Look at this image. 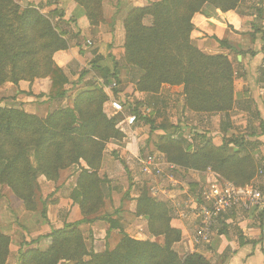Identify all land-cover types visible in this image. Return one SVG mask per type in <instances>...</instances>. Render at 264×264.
Wrapping results in <instances>:
<instances>
[{
  "label": "trees",
  "instance_id": "16d2710c",
  "mask_svg": "<svg viewBox=\"0 0 264 264\" xmlns=\"http://www.w3.org/2000/svg\"><path fill=\"white\" fill-rule=\"evenodd\" d=\"M56 1V8H60L61 0ZM72 1L83 9L90 26L98 27L103 23V0ZM240 1L160 0L144 8L130 9L123 21V49L126 64L142 73L135 91L156 96L162 86H182L188 111L202 114L230 111L234 103L232 62L222 54L205 55L190 43L191 20L204 5L224 14L234 11ZM32 14L37 15L31 27L34 28L37 45L35 52L25 53L13 48L9 44V31H0V87L6 82L16 85L19 80L49 77L52 91L58 90L57 96L65 97L74 85L51 60L52 52L68 48L65 32H56L33 9L25 10L20 23L29 27ZM145 17L151 18L150 26L143 24ZM4 28L2 20L0 30ZM219 44L225 46L227 43ZM92 68L99 72L104 84H119L116 69L110 73L106 68ZM117 93L115 91V96ZM105 100L103 92L91 86L76 95L70 109L51 113L44 120L23 110L0 107V184L7 185L25 203L27 211H35L32 196L38 176L55 182L60 171L67 167L80 165L81 161L86 166H80L75 187L65 196L78 204L83 219L52 231L48 235L50 246L45 251L30 249L20 252L17 264H211L197 253L187 254L181 259L173 251L172 246L180 241L181 232L171 227L166 205L152 199L145 186L140 187L135 213L146 217L149 232L154 237H163V243L135 240L123 234L113 250L100 254L87 251L78 227L96 220L97 212L104 204L103 181L99 179L98 171L106 144L124 138L115 129V122L103 113ZM137 110L134 109L132 114L140 119ZM145 121L151 123V132L154 129L165 130L163 125L154 127L153 121ZM168 134L163 145L159 141L154 144V149L163 153L168 162L194 172L202 173L209 169L238 187L251 186L255 179L258 165L250 155L239 157L238 151L242 149L228 155V150L231 147L239 149L242 141L239 144L230 137L223 140L218 148L208 143L191 153L189 144L186 143L185 149L176 144L173 135ZM29 150L34 152L35 167L30 161ZM91 216L94 217L89 219ZM109 225L113 227L111 220ZM9 244V237L0 232V264L7 260Z\"/></svg>",
  "mask_w": 264,
  "mask_h": 264
},
{
  "label": "crops",
  "instance_id": "0c3cea01",
  "mask_svg": "<svg viewBox=\"0 0 264 264\" xmlns=\"http://www.w3.org/2000/svg\"><path fill=\"white\" fill-rule=\"evenodd\" d=\"M159 1L103 0L104 23L98 27H92L81 7L72 0H61L60 8L65 9V18H70L74 26V30L64 31V38L69 43L68 54L62 57L58 56L56 61L57 67L68 82L73 84V87H77L81 83H85L83 86L87 88L91 87L90 80L92 83L97 81L93 79V66L106 68L110 73L116 69L119 81L125 78L127 70L120 67L118 70L116 67L119 57L115 55V47L112 45L113 36H116L115 41L118 42L116 47H119L121 42L118 40L122 37L118 21H122L123 16H126L132 8H144ZM115 21L117 24L113 33V22ZM143 23L145 26H150L151 18L145 17ZM191 23L193 30L190 33V43L194 47L205 55L222 54L230 62L233 57L235 58L236 72L234 74L240 73L241 75L239 78H235L237 80H234V103L231 112L235 111L246 118L255 116L264 120V0H241L234 11L224 14L210 5H204L202 10L192 17ZM223 41L227 43V46H220L219 42ZM87 42L92 45L88 46ZM121 52L123 53V49ZM108 57L109 59H107ZM105 59L114 63L113 68L110 64H105ZM129 68L130 77L135 78L134 81L137 82L142 75L141 71L133 67ZM82 71L86 72L83 76ZM36 84L42 94L48 95L53 90L49 77L38 80ZM118 85L120 86V83ZM163 87L172 88V91H176L183 100L182 86ZM136 95L139 100L148 98V95L144 93L136 92ZM157 95L159 97L160 93ZM16 100L22 104V110L31 115H38L36 109L43 108L37 103L35 97H26L24 94L17 93ZM183 112L184 115L189 113L187 110ZM214 115L221 117L224 114ZM214 115L211 116L214 117ZM135 130L134 137L130 134L124 136L122 141H110L106 144L102 165L98 171V177L103 181L102 187L104 185L107 187L106 178L109 181L121 182L122 187L125 184L129 186L126 189L118 188L120 190L108 193L106 196L103 194L104 201L110 207L106 210L103 208L104 210L97 214L96 220L92 219L91 222L79 224L87 251H93L95 254L113 250L123 234L135 240L148 239L159 244L163 243V237H154L149 232L146 217L135 213L138 195L133 194L130 190L131 187L134 188L132 184H137L138 175L130 163L129 157L130 154L136 152L137 147L141 146L137 143L139 142L137 132L143 131V128L136 126ZM262 158L264 160V156ZM80 166L86 168L82 161ZM68 170L61 171L57 181H46L45 183L50 187L43 186L44 189L49 190V194L53 195L52 199L50 198L53 203L46 210L48 212L43 215V208H40L42 212L33 213L34 215L38 214L34 224L29 221L30 217L28 219L24 217L21 232L22 238H24L22 242L26 238V245L23 249L27 246L46 249L50 244V238L47 235L52 231L63 229L66 225L79 223L83 219L78 204L61 194V187H65L70 192L74 189L77 174L80 173L79 170L75 176H71L70 173L68 174ZM182 173L193 178L187 183L191 187L203 180L198 181L200 173L184 169ZM255 179L251 186L256 187L257 185L264 188V184L258 185ZM180 183L185 184L184 181H180ZM118 184L116 186H119ZM124 191L129 193L124 195ZM176 192H172L170 196ZM156 201L166 205L171 218V227L181 232L180 241L172 246L173 251L181 259L187 254L197 253L205 257L211 264H264V211L236 213L231 216V223H222L213 233L208 244L194 246L191 241L195 228L193 220L181 221L178 219L171 209L169 199L162 197ZM107 203L105 204L107 205ZM22 214L24 216L32 215L25 210L22 211ZM93 217L91 216L89 219ZM109 220L113 222L111 228ZM10 254L6 264L11 259ZM15 256L14 264H17L18 253Z\"/></svg>",
  "mask_w": 264,
  "mask_h": 264
},
{
  "label": "rangeland",
  "instance_id": "374dc122",
  "mask_svg": "<svg viewBox=\"0 0 264 264\" xmlns=\"http://www.w3.org/2000/svg\"><path fill=\"white\" fill-rule=\"evenodd\" d=\"M56 3V0H0V21L3 20L5 23V28L0 31H9V44L13 48H19L25 53L35 52V50L37 49V45L35 43V34L33 33L34 28L32 29L31 27L34 24L33 18L37 15L32 14L33 16L30 18L31 20L29 27H26V24L24 23H20L21 15L25 12V10L33 9L38 15L42 16L45 20H47L50 23L51 27H54L56 32L61 34L65 30H74V26L73 23H71L70 18H65V9L62 10V8H56ZM124 19L125 15L123 16L122 21H118L123 37V39L122 37L121 39H118L119 41H121L119 47H116L118 43L115 41L116 36H113L112 42L113 47H115L114 53L116 56L119 57L116 67L118 68V70H120V68H125V70H127L125 73V78L119 81L120 88L117 89V94H120L125 100L132 102L133 105H135L136 107L135 109L142 110V113L139 116L140 119L137 118L138 121L136 126L138 128H143V131L137 132L139 141L137 143L141 146L146 145V147L151 150L154 149V144L157 141H159V143L163 145L169 135L168 133H170V135H173V138L177 140V145L180 144L181 147L186 149L187 144H189V152L192 153L196 151L197 148L205 147L206 145H208V143L211 144L213 147L218 148L223 140L226 141L230 137H233L237 140L239 144L241 141L243 143L240 144L241 147L239 149H237L236 147H231L228 150V155H233L237 153V151L240 149L242 150H240V152L238 151L239 157L250 155L258 165V170L256 173V177L258 179L255 177V180H257L256 183H258V185H263L264 160H262V157L264 156V120H260L255 116H250L249 118H246L240 113H237L235 111L231 112V110L228 111L230 113H223L224 115H222L221 117H218L214 114L194 113L191 111H189L187 115H184L183 111L187 110L185 108L184 100L180 98V95L176 91H172V88H167L163 86L159 91V97L158 95L151 96L144 93L148 95L147 100L146 98H143L144 100H139L135 91V78L130 77L131 73H129L128 70L130 66H128L124 60ZM116 24L117 21L113 22V33L115 31ZM67 45H69V43H67ZM68 49L69 46L67 49L51 53V60L53 62V65L57 67L56 61L58 56L62 57L68 54ZM122 49L123 53L121 52ZM113 56L114 55L112 54V57ZM107 59H109V57ZM107 59H105V64L108 63L113 68L114 63ZM232 67L233 72H236V64L234 57L232 59ZM83 71L81 73H83ZM240 75V73H238V75H235L233 73V81L237 80L235 78H239ZM42 79L45 78L32 79L30 81L19 80L16 85L11 82L4 83L0 87V107L4 109L22 110V104L16 100L17 93L24 94L26 97H35L37 99V103L43 106L42 109H36L38 114L36 115V117L40 118L41 120H44L46 116L51 113L60 110H65L67 108L70 109L72 107V103L76 98V95L84 92L87 89V87L83 86L85 83H81V85H77V87L75 86L71 88V90L65 97L57 96L58 90L50 91L48 95H45L42 94L36 86L37 81ZM93 79H96L97 81L92 83L90 80L91 86L100 89L106 98L103 104V113L107 116L108 119H112L115 124H117L119 121L121 122L123 119H125L129 111H126L124 113V115L126 116L118 115L113 117L111 115L112 112L107 104L108 96L106 95L105 91L102 90L99 86L104 83V80L96 69H93ZM65 88L68 89L70 88V86H65ZM113 96L117 97L115 96V92L113 93ZM144 105L145 107H147L146 110L143 109ZM31 111L33 112V109H31ZM211 115H214V117H212ZM142 118L153 121L154 127H159L160 125H163L165 130L154 129V131L151 132V123H146L145 119ZM218 120L220 121L219 123ZM201 137H204V139L202 140ZM144 153H146V151H144ZM28 155L32 166L35 167L34 152L32 150H29ZM67 169H69L68 174L70 173L71 176H75L80 170V165L79 163L73 164L67 167ZM259 170L262 171V174H258ZM202 176L204 177V175L200 173L198 181L203 179ZM139 180L140 183L132 184L134 185V188L131 187L130 191L133 194H140V187H142L141 183L143 182V179L139 177ZM178 180L181 182L184 181L185 183H188L192 181L193 178L190 175H185L182 173L178 177ZM46 181L48 180L44 176H38V178L34 182V194L32 196V202L35 207V211H27L25 203L20 200L7 185L0 184V232L3 235L8 236L10 239V244L8 247V256L11 253V259L7 264L15 263V254L17 253L19 256L20 252H25L30 249L45 251L50 246L49 244L46 249H40L38 248V246H34L31 248L27 246L23 249V247L26 245V238L24 242H22L24 238H22L21 232L24 217L27 219L28 217H30L31 219H29V221L34 224V221H36V217H38V214L34 215L33 213H40L42 212L40 211V208H43L42 210L44 215L45 212H48L46 211L49 209L48 206L53 203L52 201H50L53 195L49 194V190L43 188V186L50 187L45 183ZM105 183L107 184V187L105 185L102 187V191L105 196L108 193L110 194L111 192L120 190L122 188L126 189V187L129 186L125 184L122 187L121 182H116L114 180L109 181L107 178ZM116 184H118L119 186H116ZM256 187H258L260 191H264V188H260L257 185ZM60 189H62L61 194L63 196L69 194V191L65 187H61ZM126 193L129 192L124 191V195ZM104 200V204L97 212V214L102 212L104 210L103 208H105L106 210L110 207V205ZM105 203H107V205ZM95 204H99H97L96 199ZM23 210H25V212L31 213L32 215L27 216L28 214H26L24 216V214H22Z\"/></svg>",
  "mask_w": 264,
  "mask_h": 264
},
{
  "label": "built area",
  "instance_id": "2783aa9c",
  "mask_svg": "<svg viewBox=\"0 0 264 264\" xmlns=\"http://www.w3.org/2000/svg\"><path fill=\"white\" fill-rule=\"evenodd\" d=\"M87 45L92 44L87 42ZM99 86L108 96L107 104L113 117L129 111L127 116L124 115L125 119L116 124L115 129L124 136L131 134L134 137L138 121L137 116L132 114L135 105L120 94L113 96L119 88L116 82ZM143 109L147 107L144 105ZM138 112L141 114L142 110ZM129 161L137 172V183H140L139 177L143 179L141 186L146 187L152 199H169L171 209L178 219L193 220L195 228L191 241L194 246L208 244L222 223H231L234 214L264 211V191L252 186L238 187L209 169L202 172L203 180L194 187L187 183L181 184L178 177L183 169L168 162L163 153L149 150L146 145L137 147L136 152L130 154ZM258 174H262V171L259 170ZM172 192L176 194L170 196Z\"/></svg>",
  "mask_w": 264,
  "mask_h": 264
}]
</instances>
